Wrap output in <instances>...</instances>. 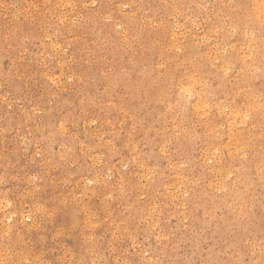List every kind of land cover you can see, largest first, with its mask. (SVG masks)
<instances>
[{"label": "rangeland", "instance_id": "rangeland-1", "mask_svg": "<svg viewBox=\"0 0 264 264\" xmlns=\"http://www.w3.org/2000/svg\"><path fill=\"white\" fill-rule=\"evenodd\" d=\"M262 5L0 0V264H264Z\"/></svg>", "mask_w": 264, "mask_h": 264}, {"label": "snow or ice", "instance_id": "snow-or-ice-1", "mask_svg": "<svg viewBox=\"0 0 264 264\" xmlns=\"http://www.w3.org/2000/svg\"><path fill=\"white\" fill-rule=\"evenodd\" d=\"M262 7H264V5H262ZM261 15L264 16V13H262ZM261 24H262V26H264V19L261 20ZM261 34L264 35V30H262ZM184 91H188V90L184 89ZM261 100L264 101V97H261Z\"/></svg>", "mask_w": 264, "mask_h": 264}, {"label": "bare ground", "instance_id": "bare-ground-1", "mask_svg": "<svg viewBox=\"0 0 264 264\" xmlns=\"http://www.w3.org/2000/svg\"><path fill=\"white\" fill-rule=\"evenodd\" d=\"M245 15V14H244ZM256 24V23H255ZM256 53V52H255ZM250 65V64H249ZM81 77V76H80ZM130 80V79H129ZM262 113V112H261ZM90 118V117H89ZM101 120V119H100ZM229 155V154H228ZM213 159V158H212ZM228 168V167H227ZM122 211V210H121ZM121 215V214H120ZM115 218V217H114ZM114 238V237H113ZM92 244V243H91ZM112 244V243H111Z\"/></svg>", "mask_w": 264, "mask_h": 264}]
</instances>
